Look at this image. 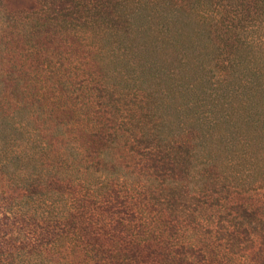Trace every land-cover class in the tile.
<instances>
[{"label": "trees", "instance_id": "trees-1", "mask_svg": "<svg viewBox=\"0 0 264 264\" xmlns=\"http://www.w3.org/2000/svg\"><path fill=\"white\" fill-rule=\"evenodd\" d=\"M0 264H264V0H0Z\"/></svg>", "mask_w": 264, "mask_h": 264}, {"label": "rangeland", "instance_id": "rangeland-1", "mask_svg": "<svg viewBox=\"0 0 264 264\" xmlns=\"http://www.w3.org/2000/svg\"><path fill=\"white\" fill-rule=\"evenodd\" d=\"M12 4V3H11ZM14 6V5H13Z\"/></svg>", "mask_w": 264, "mask_h": 264}]
</instances>
